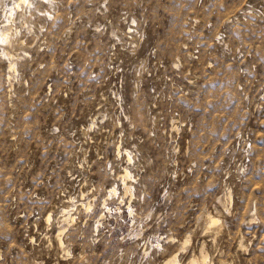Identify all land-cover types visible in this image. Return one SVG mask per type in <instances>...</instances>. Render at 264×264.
I'll return each mask as SVG.
<instances>
[{"label": "rangeland", "instance_id": "rangeland-1", "mask_svg": "<svg viewBox=\"0 0 264 264\" xmlns=\"http://www.w3.org/2000/svg\"><path fill=\"white\" fill-rule=\"evenodd\" d=\"M4 26L0 264H264V0H0Z\"/></svg>", "mask_w": 264, "mask_h": 264}, {"label": "bare ground", "instance_id": "bare-ground-1", "mask_svg": "<svg viewBox=\"0 0 264 264\" xmlns=\"http://www.w3.org/2000/svg\"><path fill=\"white\" fill-rule=\"evenodd\" d=\"M21 1H23V2H28L29 0H21ZM18 5H20V4H18ZM6 26H4V28L3 29H0V41H8L9 40V35H8V33L6 32L7 30H6V28H5ZM10 58V57H9ZM120 151V150H119ZM126 151H128V150H126ZM126 151H125V153H126ZM129 152V151H128ZM130 153H127V156H128V159L130 160V159H132L131 157H130V155H129ZM127 159V158H126ZM132 161V160H131ZM130 161V162H131ZM128 168V167H127ZM129 173L130 172H128L127 170H125V172L122 174V180H126V177L127 178H130V176H129ZM121 176V175H120ZM118 179V178H117ZM122 183H124V188H125V190L128 192H130V187L128 186V183H126V182H122ZM131 208V207H130ZM65 212V211H64ZM68 214V213H67ZM71 216V215H70ZM49 217H50V215H49ZM48 217V218H49ZM71 218H72V216H71ZM65 221V220H64ZM71 222V221H70ZM210 222H211V224H215L216 222H217V219L216 218H214V217H210ZM63 230V229H62ZM65 232V231H64ZM59 238V237H58ZM63 240V239H62ZM63 245V244H62ZM67 247V246H66ZM173 256V255H172ZM177 256H176V254H175V256L174 257H172L171 259H167L166 261H165V263L164 264H177ZM189 264H208V263H206V260H204V259H192L190 262H189Z\"/></svg>", "mask_w": 264, "mask_h": 264}]
</instances>
